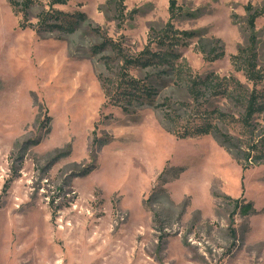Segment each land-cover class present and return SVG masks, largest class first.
Listing matches in <instances>:
<instances>
[{
	"label": "rangeland",
	"instance_id": "rangeland-1",
	"mask_svg": "<svg viewBox=\"0 0 264 264\" xmlns=\"http://www.w3.org/2000/svg\"><path fill=\"white\" fill-rule=\"evenodd\" d=\"M11 1L23 0H0V264H264V159L237 152L264 140V111L246 130L244 107L218 87L189 90L211 73L252 87L231 55L247 42L245 5L264 0H177L175 29L197 35L174 47L158 43L170 0H123L122 13L115 0L55 5L84 15L74 32L40 30L50 0H34L23 28ZM256 30L264 71V15ZM108 37L120 47L99 48ZM219 47L223 58L205 59ZM149 51L167 61L129 77L152 98L109 103L103 80L125 89L124 56ZM207 121L241 161L211 135L173 134Z\"/></svg>",
	"mask_w": 264,
	"mask_h": 264
},
{
	"label": "trees",
	"instance_id": "trees-1",
	"mask_svg": "<svg viewBox=\"0 0 264 264\" xmlns=\"http://www.w3.org/2000/svg\"><path fill=\"white\" fill-rule=\"evenodd\" d=\"M70 0H50L51 10L48 13H45L41 16L40 20V30H65L67 32H74L76 30L77 25L80 23V20L84 18V15L81 13H68L59 9L54 8L55 5H65ZM117 6L120 8V12H123L124 1L123 0H115ZM13 10L16 13H22L21 25L23 28H28L31 26L28 23V11L31 6L35 3L34 0H23L22 2L11 1ZM245 21H246V30L248 31L247 42L244 46L240 47L236 54L231 55V61L234 66L235 71L242 72L246 77L249 83H252V87H249L247 83L242 82L235 75L228 78L227 76L220 77L218 75L209 74L205 78L195 77L192 79L191 84L189 85V90L194 94L197 92V89L203 87L205 89H209L213 86L218 87L220 93L233 98L237 103H240L244 107V113L241 115V118L238 121H241L242 126L246 130H250L253 128L254 117L264 111V93L258 89L259 82L264 80V71L258 66V53H257V44H258V34L256 30V23L258 17L264 15V7L258 8L255 7L252 3H248L245 5ZM183 6H180L177 0H170L169 5V21L165 25L162 30V39L159 40L158 43H163L166 46H176L183 40H189L197 35V33L192 31H182L175 29L173 21L178 18L183 13ZM50 21H56V24H50ZM198 32V31H197ZM219 42V41H218ZM111 44L113 46L120 47L118 43H115L109 37L102 43L101 47L106 44ZM121 49V48H119ZM172 50V48L170 49ZM148 52L145 50L144 53ZM217 53L213 54L212 57L205 56V59L208 61H215L221 59L225 56V51L222 47H219ZM170 54H174L170 52ZM167 54H157L149 51V55L142 56L137 59H131L127 56H124L126 63V70H124L125 77L122 79L125 83V89H120L116 91V93H112L109 89L108 84L103 80V89L107 97V101L109 103L119 105L121 100H140L139 97H146L148 100L152 98V88H148L147 85L136 78L129 77V71L132 67H138L139 65H148L157 60H166ZM211 56V55H210ZM158 58V59H157ZM198 99V98H197ZM263 99V102L261 101ZM216 117L222 120H226L230 118V115L225 112L219 111L217 112ZM50 121V118H48ZM249 132V131H248ZM178 138H188V137H197L202 135H211L218 141V143L223 146L227 151H229L232 156L239 161L238 156H235L234 152H232V147H236L235 138L231 135L224 132L219 126L214 125L213 123L207 121L201 125L196 126H186L183 130H176L173 132ZM238 141V140H237ZM246 144L248 146L247 151H242L239 149L241 160L258 163L264 159V140L260 142L254 143L253 140L247 141ZM93 143H98V139L94 138ZM254 152V153H253ZM238 154V153H237ZM254 154V155H252ZM240 160V161H241ZM244 170L250 167L249 164H242ZM84 174V171L82 175ZM10 181H8L5 185V190L9 188ZM235 200L236 207L242 209V214H249L254 209L253 202H248L243 205H240L241 199H233Z\"/></svg>",
	"mask_w": 264,
	"mask_h": 264
}]
</instances>
